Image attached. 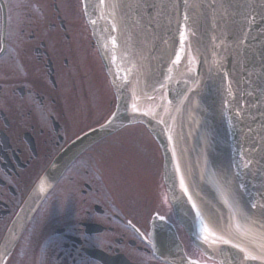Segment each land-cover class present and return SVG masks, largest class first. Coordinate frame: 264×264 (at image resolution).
<instances>
[{"label": "flooded vegetation", "instance_id": "obj_1", "mask_svg": "<svg viewBox=\"0 0 264 264\" xmlns=\"http://www.w3.org/2000/svg\"><path fill=\"white\" fill-rule=\"evenodd\" d=\"M114 108L83 0H0V264H218L176 219L158 144L123 128L32 201Z\"/></svg>", "mask_w": 264, "mask_h": 264}, {"label": "water", "instance_id": "obj_2", "mask_svg": "<svg viewBox=\"0 0 264 264\" xmlns=\"http://www.w3.org/2000/svg\"><path fill=\"white\" fill-rule=\"evenodd\" d=\"M84 9L116 109L54 160L32 200L85 148L139 122L160 145L169 200L193 242L219 264H264V0H84Z\"/></svg>", "mask_w": 264, "mask_h": 264}, {"label": "rangeland", "instance_id": "obj_3", "mask_svg": "<svg viewBox=\"0 0 264 264\" xmlns=\"http://www.w3.org/2000/svg\"><path fill=\"white\" fill-rule=\"evenodd\" d=\"M123 130H126L130 132L131 135H134L133 138L128 140L129 142H155L154 139L150 137L147 129H145V127L140 123L127 125L123 128Z\"/></svg>", "mask_w": 264, "mask_h": 264}, {"label": "snow or ice", "instance_id": "obj_4", "mask_svg": "<svg viewBox=\"0 0 264 264\" xmlns=\"http://www.w3.org/2000/svg\"><path fill=\"white\" fill-rule=\"evenodd\" d=\"M177 61H179V57H177ZM245 166L247 167V165H245ZM181 183H182V186H183V181ZM225 203L227 204L228 201H225ZM193 207H195V205H193ZM198 216H199V213H198ZM200 224H201L202 231L205 234L204 238H205V240H207L209 235H212V233L210 232L208 226L206 224H204L203 220L200 221ZM237 230L239 231V227L237 228ZM215 240L219 241L222 244H228L229 243L228 240L223 239L220 236H216ZM232 247H237V245L236 244H232ZM240 251L245 252V249L241 248ZM245 258L246 259H256L255 256H252L250 253H247V252H245Z\"/></svg>", "mask_w": 264, "mask_h": 264}]
</instances>
